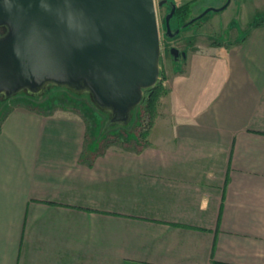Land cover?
Segmentation results:
<instances>
[{
	"label": "crops",
	"instance_id": "obj_1",
	"mask_svg": "<svg viewBox=\"0 0 264 264\" xmlns=\"http://www.w3.org/2000/svg\"><path fill=\"white\" fill-rule=\"evenodd\" d=\"M172 1L226 7L176 39L145 137L101 149L27 100L1 120L0 264H264V0Z\"/></svg>",
	"mask_w": 264,
	"mask_h": 264
},
{
	"label": "water",
	"instance_id": "obj_2",
	"mask_svg": "<svg viewBox=\"0 0 264 264\" xmlns=\"http://www.w3.org/2000/svg\"><path fill=\"white\" fill-rule=\"evenodd\" d=\"M167 0L159 1L163 6ZM10 20L0 4V95L26 92L38 97L47 84L86 93L110 115L108 125L131 122L144 90L159 81L161 36L155 0H20ZM209 7L204 14L221 11ZM165 18L166 36L175 37ZM193 22V21H192ZM171 53L178 57L179 49ZM21 63L67 75L36 84L21 74Z\"/></svg>",
	"mask_w": 264,
	"mask_h": 264
},
{
	"label": "rangeland",
	"instance_id": "obj_3",
	"mask_svg": "<svg viewBox=\"0 0 264 264\" xmlns=\"http://www.w3.org/2000/svg\"><path fill=\"white\" fill-rule=\"evenodd\" d=\"M155 1L158 24L160 27L162 54V57H160V75L158 79L163 80L167 72L170 71V67L173 65L169 52V46L171 42L166 40L167 37L165 36V16L163 9H167V14H169L171 12V3L174 2L172 0H167L162 9L158 5L160 0ZM204 10H202L201 13H203ZM209 13L212 14L214 12ZM182 23L183 20L178 19L175 16L171 21L172 31L178 29L177 26ZM1 33L2 32L0 31V34ZM39 92L40 93L36 99H28L23 94L24 92H20L16 95L8 96V98H6V102L2 101L6 95H0V122L14 105L27 100L31 104L37 105L39 108L49 110L51 113L68 112L72 116H78L88 127V137H99L98 141L101 149H106L107 147L114 145H122L127 139L134 138L138 135L141 136V134H143L142 132H147L154 124L153 120V123L150 125L149 116L146 115L142 109H140L138 115H136L134 123H132V120L131 122L124 123H132L131 126H124L125 128H112L108 129L107 131H103L107 118L93 104L89 98V95L86 93L82 92L81 94H78L69 90L67 87L56 86L52 84L44 85Z\"/></svg>",
	"mask_w": 264,
	"mask_h": 264
},
{
	"label": "trees",
	"instance_id": "obj_4",
	"mask_svg": "<svg viewBox=\"0 0 264 264\" xmlns=\"http://www.w3.org/2000/svg\"><path fill=\"white\" fill-rule=\"evenodd\" d=\"M190 15V7H189V4H186V5H182V6H179L177 7V10H176V13H175V16L177 18H188ZM264 24V16L262 17H259L258 19H256L251 25H250V28L252 27H256V26H259V25H262ZM4 28L3 27H0V31L3 33L4 32ZM72 93V92H71ZM167 93V89L166 87L164 86L163 84V81L162 80H159L153 87H150L148 89H145L144 90V94H143V98H142V101L140 102V104L133 110L132 112V123L135 122V118H136V115H138L140 109L143 110V112L149 116L150 118V125L153 123V120H155V117L157 115V111H158V103H159V100L160 98L165 95ZM28 99H31V98H37V97H34V96H31L29 95L28 93L24 92L23 93ZM74 94V93H73ZM89 98L91 99V97L89 96ZM4 102L7 101L6 100H2ZM91 101L93 102V100L91 99ZM93 104L106 116L107 120H106V123H105V126H104V129L103 131H107L108 129H112V128H117V126H114V125H108V121H109V118H110V115L101 110L94 102ZM131 123V125H132ZM130 125V126H131ZM147 132H144L142 136H146Z\"/></svg>",
	"mask_w": 264,
	"mask_h": 264
},
{
	"label": "clouds",
	"instance_id": "obj_5",
	"mask_svg": "<svg viewBox=\"0 0 264 264\" xmlns=\"http://www.w3.org/2000/svg\"><path fill=\"white\" fill-rule=\"evenodd\" d=\"M3 5V10L9 14L10 20L22 9L20 0H0ZM21 74L25 79L34 81L36 84H41L46 80L56 78L58 75H67V72L60 68L58 71L43 67H30L21 63Z\"/></svg>",
	"mask_w": 264,
	"mask_h": 264
},
{
	"label": "flooded vegetation",
	"instance_id": "obj_6",
	"mask_svg": "<svg viewBox=\"0 0 264 264\" xmlns=\"http://www.w3.org/2000/svg\"><path fill=\"white\" fill-rule=\"evenodd\" d=\"M177 7H178V6H177ZM161 8H163V6H161ZM176 10H177V8H176ZM205 10H206V9H205ZM205 10H204V11H205ZM167 12H168V11L164 12V16H165V18H166V16L168 15ZM175 13H176V11H175ZM175 13H174L172 19L175 17ZM206 15H208V13L204 14V12H203V13H201V14H198L197 16H192V15H191V10H190V15H189L188 18H186V19H184V18H178V19H182V20H183V23L180 24L179 26H177V28L180 29V31H179V33H178L175 37H173V38H170V37H167V36H166V24L164 25V26H165V36L167 37L166 40H168L169 42H174V44H172V45L170 44V46H169V52H170V55H171V57H172V59H173L174 61H178L179 59H183V57H186V51H185L182 47H179L178 45H176V43H175L176 39L180 38L181 34H182L183 32H185L187 29H189V28H191V27H193V26L199 25V24L201 23L202 19H203ZM165 18H164V20H165ZM172 19L170 20V26H171V21H172ZM192 21H193V22H192ZM171 28H172V27H171ZM176 30H177V29H176ZM176 30H175V31H176ZM173 32H174V31H173ZM173 47H176V48L179 49V55H178V57H175V56L171 53V49H172Z\"/></svg>",
	"mask_w": 264,
	"mask_h": 264
}]
</instances>
